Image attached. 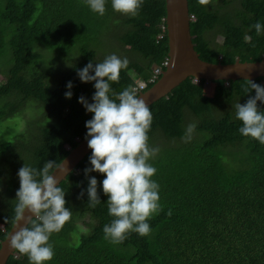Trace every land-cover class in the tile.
Listing matches in <instances>:
<instances>
[{"label": "trees", "instance_id": "obj_1", "mask_svg": "<svg viewBox=\"0 0 264 264\" xmlns=\"http://www.w3.org/2000/svg\"><path fill=\"white\" fill-rule=\"evenodd\" d=\"M187 5L201 61L264 60V34L250 28L257 20L264 24V0H187ZM164 18V0H144L134 17L114 12L110 0L103 16L83 0H0V244L15 222L18 169L59 163L84 139L91 114L77 97L90 103L94 89L76 72L114 53L128 64L119 82L110 84L113 93L146 83L167 60ZM71 53L75 60L60 71L55 63ZM68 81L72 95L65 99ZM253 82L264 86V78ZM246 87L245 80L188 78L149 106L148 143L159 149L149 163L156 168L152 179L159 185L160 210L148 219L147 236L130 232L119 244L105 239L102 226L112 217L100 190L103 175L88 174L97 179L102 204L90 207L86 192L77 198L87 187L86 155L59 184L72 215L50 235L54 255L47 264H264V145L238 133L232 108L254 95L245 94ZM257 106L264 110L259 101ZM27 113L30 128L20 125ZM8 121L13 138L3 133ZM189 124L195 127L185 142ZM6 264L29 261L14 250Z\"/></svg>", "mask_w": 264, "mask_h": 264}, {"label": "clouds", "instance_id": "obj_2", "mask_svg": "<svg viewBox=\"0 0 264 264\" xmlns=\"http://www.w3.org/2000/svg\"><path fill=\"white\" fill-rule=\"evenodd\" d=\"M83 2L98 16L104 15L107 0ZM199 2L206 4L208 0ZM110 3L114 12L134 17L144 0H110ZM250 28L258 36L264 34V24L259 20ZM127 64V58L113 53L95 65L89 61L76 72L81 83H92L94 89L90 103L83 96L77 97V103L91 114L84 123V138L90 150L89 166L83 169L87 187L77 198L86 192L90 207L102 204L97 195V179L88 174L103 175L100 190L107 197L104 203L112 219L102 226V232L113 244L123 242L130 232L149 235L151 228L147 221L160 210L159 185L152 179L156 168L149 163L159 152L157 147L148 143L152 113L134 88L129 86L113 93L110 86L119 82L120 72ZM245 81V94L251 91L254 95L243 104L237 101L232 105L234 118L240 122L237 131L242 137L264 145V110L257 106V101L264 105V86L248 79ZM65 88L64 98L70 99L72 82H66ZM194 127L193 124L186 126L182 140L188 142L191 139ZM54 173L65 177L66 164L47 160L40 169L23 164L16 173L19 186L15 192V220L23 221L25 226L12 232L7 243L16 253L26 255L29 264H47L52 260L54 252L50 235L58 232L72 215L70 208L66 207L65 191L59 186L61 180L58 181ZM28 224L31 226H26Z\"/></svg>", "mask_w": 264, "mask_h": 264}, {"label": "water", "instance_id": "obj_3", "mask_svg": "<svg viewBox=\"0 0 264 264\" xmlns=\"http://www.w3.org/2000/svg\"><path fill=\"white\" fill-rule=\"evenodd\" d=\"M164 2L167 61L156 83L138 94L148 107L159 99L167 97L173 89L188 78L207 83L215 81L227 83L245 79L253 81L257 78H264V60L254 63H241L236 60L232 64H210L197 58L198 55L189 32L190 17L187 0H164ZM89 153L90 150L87 149L84 138L62 160L66 164L67 173L65 177L54 173L57 180H61L60 183L65 180ZM21 226H25L23 221L15 220L4 241L1 242L0 264H6L8 258L14 254V250L8 246L7 242L10 234Z\"/></svg>", "mask_w": 264, "mask_h": 264}, {"label": "rangeland", "instance_id": "obj_4", "mask_svg": "<svg viewBox=\"0 0 264 264\" xmlns=\"http://www.w3.org/2000/svg\"><path fill=\"white\" fill-rule=\"evenodd\" d=\"M218 40H220V39L218 38ZM75 57H76V55H73V53H71L69 55V57L66 58L63 62H61V63H59L60 61L59 62H56L55 65H57L58 67H60V71L66 70L70 66L71 62H73L75 60ZM53 68H54V66H53ZM210 88L211 87H207V91L210 90ZM24 118L25 119H22L21 118V121H20L21 124L20 125L21 126H27L28 127L30 125V123H31L30 113H27ZM10 122L11 121H8L6 123L4 122L5 123V126H8L9 125L8 126L9 129L3 131V133L4 134H8L6 137H10L11 136V138H13V137L16 136V133H14V132L11 133V131H13L14 129L11 128L12 124ZM29 128H30V126H29ZM81 230H82V233L86 232V229L85 228H81Z\"/></svg>", "mask_w": 264, "mask_h": 264}, {"label": "built area", "instance_id": "obj_5", "mask_svg": "<svg viewBox=\"0 0 264 264\" xmlns=\"http://www.w3.org/2000/svg\"><path fill=\"white\" fill-rule=\"evenodd\" d=\"M165 65H166V61L163 63V67ZM161 72H162L161 68L154 69L152 75L150 76V78L148 79V81L146 83H143V84L139 85L138 87L134 88L136 90V92L139 93L140 91H142V89L145 88L147 84L155 83V81L160 76Z\"/></svg>", "mask_w": 264, "mask_h": 264}]
</instances>
